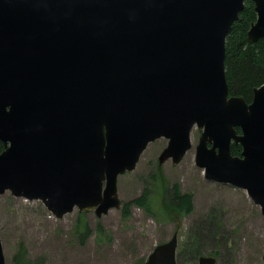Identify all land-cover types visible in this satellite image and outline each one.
I'll use <instances>...</instances> for the list:
<instances>
[{
    "label": "water",
    "instance_id": "water-1",
    "mask_svg": "<svg viewBox=\"0 0 264 264\" xmlns=\"http://www.w3.org/2000/svg\"><path fill=\"white\" fill-rule=\"evenodd\" d=\"M251 1L255 44L264 0ZM245 3L0 0V196L40 201L58 220L101 218L122 207L118 179L150 144L166 139L158 164L178 165L198 128L205 178L245 190L264 215V85L251 103L229 96L225 68ZM177 252L174 235L142 264H178Z\"/></svg>",
    "mask_w": 264,
    "mask_h": 264
},
{
    "label": "rangeland",
    "instance_id": "rangeland-1",
    "mask_svg": "<svg viewBox=\"0 0 264 264\" xmlns=\"http://www.w3.org/2000/svg\"><path fill=\"white\" fill-rule=\"evenodd\" d=\"M200 136L201 131L195 128L192 149L180 164L173 165L170 160L162 166L171 186L179 184L182 193L192 195V212L182 218L180 227L160 216L159 195L154 196L151 214L133 204L146 189L168 144L160 139L149 145L133 173L119 177L122 207L101 218L94 211L75 209L58 220L40 201L16 198L10 192L0 196V236L6 264H14L20 244L31 264H142L174 235L178 236V264L197 263L203 256L216 258L217 264H264L261 208L245 190L205 178L195 163ZM80 219L88 225L87 237L76 231Z\"/></svg>",
    "mask_w": 264,
    "mask_h": 264
},
{
    "label": "trees",
    "instance_id": "trees-1",
    "mask_svg": "<svg viewBox=\"0 0 264 264\" xmlns=\"http://www.w3.org/2000/svg\"><path fill=\"white\" fill-rule=\"evenodd\" d=\"M240 19L239 22L233 24L226 40V77L229 96L243 97L247 103H251L254 89L264 85V39L255 44L248 42V32L257 21L255 5L251 0H246ZM237 130L240 131V129ZM4 149V145L0 141V154ZM231 150L234 156H240L242 147L232 144ZM155 195H159L158 197L161 199L162 212L160 216L174 222L177 227H180L182 218L192 212V195L182 193L179 184L171 186L159 164L149 176L143 194L136 198L133 204L151 214ZM124 215L128 216L127 209ZM76 231L81 237L89 235L90 231L85 220L80 219ZM98 231L101 234L103 228L99 226ZM13 261L14 264H31L23 244L19 245Z\"/></svg>",
    "mask_w": 264,
    "mask_h": 264
},
{
    "label": "flooded vegetation",
    "instance_id": "flooded-vegetation-1",
    "mask_svg": "<svg viewBox=\"0 0 264 264\" xmlns=\"http://www.w3.org/2000/svg\"><path fill=\"white\" fill-rule=\"evenodd\" d=\"M238 133L241 134V131H239ZM233 144H234V142H233ZM236 146H237V145H236ZM238 146H239V145H238Z\"/></svg>",
    "mask_w": 264,
    "mask_h": 264
}]
</instances>
